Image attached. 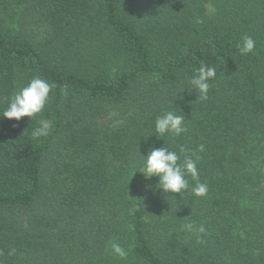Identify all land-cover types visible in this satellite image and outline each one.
Instances as JSON below:
<instances>
[{
  "label": "trees",
  "instance_id": "16d2710c",
  "mask_svg": "<svg viewBox=\"0 0 264 264\" xmlns=\"http://www.w3.org/2000/svg\"><path fill=\"white\" fill-rule=\"evenodd\" d=\"M36 76L57 85L43 113L0 118V264H264V0H0V112ZM170 110L188 131L157 140ZM164 144L199 158L205 196L134 174Z\"/></svg>",
  "mask_w": 264,
  "mask_h": 264
},
{
  "label": "clouds",
  "instance_id": "9594fccd",
  "mask_svg": "<svg viewBox=\"0 0 264 264\" xmlns=\"http://www.w3.org/2000/svg\"><path fill=\"white\" fill-rule=\"evenodd\" d=\"M256 41L250 35H244L238 44L241 55H247L256 51ZM217 75V68L214 66H201L199 69L193 70V75L188 80V87L191 92L194 91L200 101L208 99L210 89V81L214 80ZM57 85L49 83L47 80L39 76L33 77L26 86L21 87L9 97V103L6 109L0 112V118L19 122L22 118L27 117L29 121L36 119L38 114L43 113L46 104L50 99V92ZM63 95L67 96V88L61 89ZM178 99V97H177ZM187 123L184 114L179 111H165L162 115L155 119L154 134L157 140L170 135L179 137L188 131ZM39 126L36 127L32 135L34 138L46 137L50 134V126L45 120L38 121ZM186 150L181 147L180 153ZM198 151H204V145H200ZM140 156V155H139ZM141 164L134 174L140 173L145 181L152 178H157L158 183L155 185V190L161 195L171 200H175L169 194H181L189 190V177L196 181L191 187V193L194 197H203L207 194L208 188L205 183L199 182V170L197 168V160L191 155H185L181 160V156L177 151L170 150L168 147L162 146L159 148L150 147L145 156L141 157ZM133 174V175H134ZM133 177V176H132ZM132 179V178H131ZM146 191H152V186L147 185ZM176 201V200H175ZM188 231H194L197 234V242H200L199 234L205 233L204 225H199L194 228V225L189 223L184 225ZM110 249L115 257L124 260L129 255V249H125L120 243L112 242ZM15 249L9 251V255H14Z\"/></svg>",
  "mask_w": 264,
  "mask_h": 264
}]
</instances>
